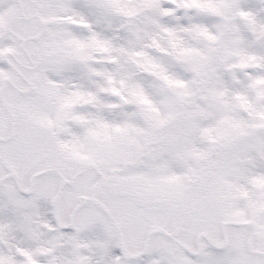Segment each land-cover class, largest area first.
Instances as JSON below:
<instances>
[{"label": "snow or ice", "instance_id": "snow-or-ice-1", "mask_svg": "<svg viewBox=\"0 0 264 264\" xmlns=\"http://www.w3.org/2000/svg\"><path fill=\"white\" fill-rule=\"evenodd\" d=\"M0 264H264V0H0Z\"/></svg>", "mask_w": 264, "mask_h": 264}]
</instances>
